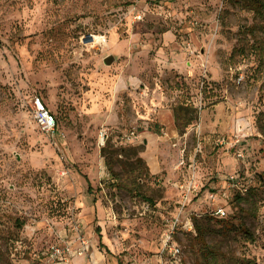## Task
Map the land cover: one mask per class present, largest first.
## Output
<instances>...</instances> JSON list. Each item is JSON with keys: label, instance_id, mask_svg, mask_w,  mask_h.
Wrapping results in <instances>:
<instances>
[{"label": "rangeland", "instance_id": "374dc122", "mask_svg": "<svg viewBox=\"0 0 264 264\" xmlns=\"http://www.w3.org/2000/svg\"><path fill=\"white\" fill-rule=\"evenodd\" d=\"M252 3L0 0V264H35L33 253L45 251L71 218L84 221L90 242L101 237L110 264H207L204 245H214L228 264H264V7ZM166 31L175 37L173 51L186 53L182 64L193 62L194 93L170 74L158 81L165 98L139 86L134 95L118 89L121 72L158 76L153 63L163 62ZM123 49L131 51V61L117 68L104 63ZM35 97L55 115V135L36 125ZM160 101L196 110L182 151L152 117L149 107ZM102 129L108 131L104 145ZM129 131L139 138L123 144ZM151 132L163 141L168 177L151 175L141 156L143 136ZM106 145L124 149L117 156L124 165L112 166L117 176L102 154ZM191 162L198 190L184 215L211 231L199 237L193 224L178 229L173 240L180 259L160 262L164 221L179 205L177 183ZM231 174L245 191L228 187ZM210 192L217 194L213 204ZM216 206L223 216L213 214ZM16 241L23 249L14 253Z\"/></svg>", "mask_w": 264, "mask_h": 264}, {"label": "built area", "instance_id": "2783aa9c", "mask_svg": "<svg viewBox=\"0 0 264 264\" xmlns=\"http://www.w3.org/2000/svg\"><path fill=\"white\" fill-rule=\"evenodd\" d=\"M135 8H130L128 12L133 14V19L140 20L142 15L140 12L133 13ZM101 40L105 41V36L100 37ZM201 88H203V83H201ZM33 119L39 129L48 134L53 135L56 128V117L55 115L45 106L44 102L39 98L35 97L33 99ZM108 137V131L102 129L99 133V141L101 145H104L106 138ZM139 138V135L134 131H129L121 136V142L123 144L132 143ZM227 141L221 139L220 144H224ZM231 142L236 144L238 142L237 134H233L231 137ZM199 149L195 147V152ZM183 164V161H181ZM193 162L186 164L187 173L182 175L181 180L177 183L179 188V205L176 208L175 213L171 215L170 218L165 219V227L162 231L160 237V248L157 253V259L162 262L165 256L178 261L181 255L180 247L174 242L173 236L176 231L180 228H185L187 230H192V222L190 219L184 215L185 205L190 202L192 197L196 194L198 190V184L194 177L193 172ZM228 187L237 188L240 191H245L246 187L240 183L239 175L231 174L228 176ZM208 198L213 204L217 199V194L215 192L208 193ZM147 208V205H146ZM214 215L223 216L225 211L223 207L216 206L212 209ZM184 215V216H183ZM90 239H88L82 230V222L80 219H70L69 226L64 228L57 235L56 240L41 253H33L38 258L35 264H55L57 262L68 263L72 258L77 256H84L89 251ZM23 243L21 241L15 242L14 253L22 251ZM12 253V256L14 255Z\"/></svg>", "mask_w": 264, "mask_h": 264}, {"label": "crops", "instance_id": "0c3cea01", "mask_svg": "<svg viewBox=\"0 0 264 264\" xmlns=\"http://www.w3.org/2000/svg\"><path fill=\"white\" fill-rule=\"evenodd\" d=\"M161 37L163 39V43H162L163 45L159 48V50H162L165 53L164 55H162L164 60L160 59L163 62L159 63L158 66L156 65V62L153 63V66L158 70L159 73L158 76H155L154 79L152 78V80L150 79L148 80L147 78H143V76L137 75L136 73L125 74L124 72H121V74L118 75L116 81L118 89H120L122 92H127L128 95H134L135 93H137L135 88L139 86L142 89V92L154 91V94H157L158 96L165 98L164 93L160 92V90L158 89L159 88L158 81L159 79L161 80L162 78L161 76L163 74L164 77L170 74L175 78L180 79V83L181 81L184 82V84L186 85L185 90H187L188 93L190 94L194 93L195 79H194L193 62L188 64V61H185V65L182 64L181 60L185 57L186 53L184 51H181L179 53L173 51V40L175 37L171 31H166L162 33ZM109 55H112L114 57L112 63L113 66H115V68L122 67L125 62L131 61V59L133 58V54L129 49L118 50V52L112 51L111 53H109ZM156 59L157 58H155V60ZM164 68H167V71H165ZM168 70H170V72ZM153 104L154 105H152V107H149V109L152 110L151 114L155 122L159 123L161 126H164V128L162 129L164 130L165 134L168 133L170 136L176 137L173 142V145L178 146L179 151L186 149L188 145L187 143L185 144L182 141L183 138L189 134L191 128L185 132L180 133L175 126L173 109L167 105L165 106L164 105L165 103L161 101L158 102L157 104L156 102ZM56 129H57V122H56L55 131ZM55 131L53 135H55ZM143 138L145 139L144 140L145 146L141 156L145 160L150 174L154 175L155 177V175H158L164 171L167 172V177H168L170 173L166 170V166L164 165L165 160L162 154L163 141H159L158 134L152 132L149 134H145ZM84 179L87 182L86 191L90 193L88 191V184L90 186L91 184L86 176H84ZM218 185L223 187V182L222 181L219 182ZM80 220L82 222V230L84 231V227H85L84 221L82 219ZM100 242L102 244L100 236H98V239L93 238L91 239L89 251L87 252L86 255L74 257L68 263L57 262L55 264H110L108 262L109 258H106L104 256V253L100 250V247H103L100 246Z\"/></svg>", "mask_w": 264, "mask_h": 264}, {"label": "trees", "instance_id": "16d2710c", "mask_svg": "<svg viewBox=\"0 0 264 264\" xmlns=\"http://www.w3.org/2000/svg\"><path fill=\"white\" fill-rule=\"evenodd\" d=\"M253 6H261L264 7V3H261L260 1L257 2V0H253ZM261 11H264V8H260ZM174 111V122H175V126L178 129V131L180 133L184 132L187 128V126L189 124H191L195 119H197V115H196V110L191 107V106H187L184 104L181 105H177L176 107H174L173 109ZM102 154L105 155V160L108 166V170L114 174V175H118L116 174L113 169L112 166L114 164V162H118V164L120 166L124 165L125 161H122L120 159H118V154L122 151H124V149H122L121 147L118 148H113L111 145H106L105 147L102 148ZM140 151V149H135L132 153H130L129 155H135L136 153H138ZM127 156V155H126ZM135 160L137 162H141V158L140 157H135ZM88 191H91V186L88 184ZM161 197V195H160ZM146 200H148L149 202H152V198H146ZM199 221L194 218L193 221V225L195 227V230L197 232V235L199 237H203V234L206 232H210L211 228L209 227V224H207V226L205 227H201V224L198 223ZM204 229V230H203ZM244 233L246 234L245 237L250 240L253 241L254 238L252 236V234L246 229L244 231ZM203 239V238H201ZM203 244H205L203 242ZM100 246H103L100 242ZM204 247L206 248L205 250V258L208 259V263L207 264H228V261H225V255L224 253H221L217 248H215L214 245H204ZM207 261V260H206ZM242 264H250L249 261L244 262Z\"/></svg>", "mask_w": 264, "mask_h": 264}, {"label": "water", "instance_id": "95a60500", "mask_svg": "<svg viewBox=\"0 0 264 264\" xmlns=\"http://www.w3.org/2000/svg\"><path fill=\"white\" fill-rule=\"evenodd\" d=\"M113 60H114V57H113L112 55H107V56L103 59V61H104L105 64H111V63L113 62Z\"/></svg>", "mask_w": 264, "mask_h": 264}]
</instances>
